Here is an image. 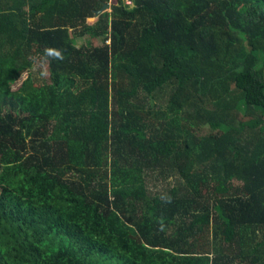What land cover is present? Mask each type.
<instances>
[{
    "label": "trees",
    "instance_id": "1",
    "mask_svg": "<svg viewBox=\"0 0 264 264\" xmlns=\"http://www.w3.org/2000/svg\"><path fill=\"white\" fill-rule=\"evenodd\" d=\"M111 2L0 0V264H264V0Z\"/></svg>",
    "mask_w": 264,
    "mask_h": 264
},
{
    "label": "rangeland",
    "instance_id": "2",
    "mask_svg": "<svg viewBox=\"0 0 264 264\" xmlns=\"http://www.w3.org/2000/svg\"><path fill=\"white\" fill-rule=\"evenodd\" d=\"M101 42L102 41H100V43ZM263 56H264V54H263ZM261 65L264 68V58L262 59V64ZM33 73H34V77L38 80V83H44V81H43L44 79H48V80L50 79L49 66H48L47 63H43L41 61H37L35 68H33ZM28 74L29 73L26 72L23 75L21 80L19 82H17V84L14 85V89H17V88L20 87V85L23 82V80L28 77ZM211 131H212V129L209 126H205L203 128V132L205 134L210 133ZM158 176L159 175H157V177ZM158 178L155 177V179L152 178L149 181V184L151 185V187L154 190L163 191V189H166L167 187H172L176 183V178L175 177H170L167 182L166 181L163 182L161 180H158Z\"/></svg>",
    "mask_w": 264,
    "mask_h": 264
},
{
    "label": "water",
    "instance_id": "3",
    "mask_svg": "<svg viewBox=\"0 0 264 264\" xmlns=\"http://www.w3.org/2000/svg\"><path fill=\"white\" fill-rule=\"evenodd\" d=\"M110 6H111V3H108V4L104 5V7L102 9L97 11V14H100L103 11L107 10Z\"/></svg>",
    "mask_w": 264,
    "mask_h": 264
},
{
    "label": "built area",
    "instance_id": "4",
    "mask_svg": "<svg viewBox=\"0 0 264 264\" xmlns=\"http://www.w3.org/2000/svg\"><path fill=\"white\" fill-rule=\"evenodd\" d=\"M125 1H128V2H130V3H131L133 0H125Z\"/></svg>",
    "mask_w": 264,
    "mask_h": 264
},
{
    "label": "crops",
    "instance_id": "5",
    "mask_svg": "<svg viewBox=\"0 0 264 264\" xmlns=\"http://www.w3.org/2000/svg\"><path fill=\"white\" fill-rule=\"evenodd\" d=\"M112 2L111 3H114L115 0H111Z\"/></svg>",
    "mask_w": 264,
    "mask_h": 264
}]
</instances>
